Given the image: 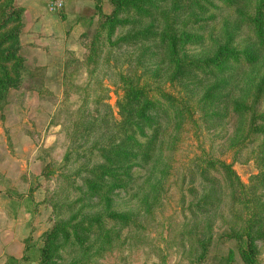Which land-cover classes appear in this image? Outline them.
<instances>
[{
	"label": "rangeland",
	"instance_id": "obj_1",
	"mask_svg": "<svg viewBox=\"0 0 264 264\" xmlns=\"http://www.w3.org/2000/svg\"><path fill=\"white\" fill-rule=\"evenodd\" d=\"M201 1L199 8L141 0L136 8L100 0L94 15V0H0V18L18 12L0 33L13 28L22 57L15 81L0 85V264H264V122L254 118L264 111V30L246 26L258 0ZM166 22L176 35L194 37L170 51L156 34ZM145 27L147 39H122ZM226 42L253 59L241 58L237 67L229 59L211 78L195 77L198 83L181 76L183 67L170 76L176 59L205 57ZM218 78L221 115L200 121L198 139L188 122L177 150L159 155L172 167L150 210L120 190L112 204L133 211L135 224L80 230L103 214L102 199L82 181L83 168L97 162L94 142L114 132L109 126L120 116L116 98L126 80L175 90L188 82L197 96ZM234 102L253 112L226 111ZM193 154L228 163L232 178L222 166L202 172ZM132 175L147 192L145 171L137 167ZM54 229L66 235L48 242Z\"/></svg>",
	"mask_w": 264,
	"mask_h": 264
},
{
	"label": "trees",
	"instance_id": "obj_2",
	"mask_svg": "<svg viewBox=\"0 0 264 264\" xmlns=\"http://www.w3.org/2000/svg\"><path fill=\"white\" fill-rule=\"evenodd\" d=\"M120 2L136 8L141 7V0H120ZM190 3H195L200 8L203 2L201 0H183L180 5H189ZM116 6L118 5L116 4ZM101 10L100 0H94L91 12L97 15ZM263 10L264 0H258L254 17L250 21H246L248 29L253 28L259 34L264 30ZM17 16L18 12L7 13L2 16L0 18V29L9 26L12 23L10 22L11 19H15ZM171 25L168 28V22H166L165 26L155 33L158 35L159 40H165L166 46L168 45L169 50L173 52L177 45H180L181 40L185 41L194 36L183 30L176 35L174 30H170ZM111 31L112 26H110L108 32ZM148 32L149 30L146 27L137 29L132 32V35L129 34L122 39L129 38V41L132 39V43L143 41L149 37ZM15 39L16 32L11 26L0 33V85L3 82L15 81L19 74L16 63L22 57L17 48L12 45ZM241 58L251 61L253 55L246 51L242 52L233 47H228L227 42L218 44L211 54L205 57L187 58L183 61L176 59L170 76L175 77L176 73H180V68L183 67L181 76L183 78L189 76L191 77L190 81L196 83L198 80H195V77L211 78L213 72L221 71L229 59L237 67ZM2 63H10V66H3ZM222 82L223 80L219 78L213 80L212 83L203 88L199 95L195 96L189 90H186L184 85L188 82L182 83V86L175 90L167 89L161 85L151 86L147 82L132 83L126 80V85L121 88L116 98L120 116L117 120L114 119L112 125L109 126L114 132L107 135L102 142H94L96 148L91 149L90 152L94 158L93 162H97L83 168L85 175L82 181L90 195L102 199L104 203L103 214L91 216L88 223L86 222V226H80V230L85 232L90 225L99 230L116 221L129 227L134 225L133 211L129 209L118 210L112 204V196L120 190L131 192L130 195L134 197L138 196L140 207L146 211L150 210L149 199L152 195L153 198L159 197L162 186L167 182L169 169L172 167V161L169 163L164 157L160 158L159 155L162 154V151L177 150V147H179L178 142L179 140L182 141L183 131L187 128L188 122H191L195 127V138L198 139L197 132L199 131L200 121L203 122L206 118L221 115L217 108L221 102L220 94L222 92L219 90V85ZM251 107L245 103L234 102L232 106L226 107L225 110L232 114H238L239 112L246 113L249 110L253 112ZM254 118L261 119V123H263L264 111L259 112ZM248 135L250 133H247ZM242 145L243 143L240 141L238 145L236 144L234 151ZM190 158L194 165H200L202 172L208 167H212L216 171L222 166L224 172L229 173L232 178V170L229 169L228 163L223 160L212 156L203 160L198 154H193ZM137 167L145 171L142 181L149 183L147 192L143 191L142 186H136L139 175L133 177L132 173ZM155 169H157L159 175L152 178L151 174L153 175ZM135 188L137 190L133 192ZM59 233L66 235L61 230L54 229L48 234V242L56 238ZM68 234H72L76 240L83 238L75 230H69ZM48 242L46 243L47 246L49 245ZM245 255L250 262L251 255L248 252ZM47 264H53V260H50Z\"/></svg>",
	"mask_w": 264,
	"mask_h": 264
},
{
	"label": "built area",
	"instance_id": "obj_3",
	"mask_svg": "<svg viewBox=\"0 0 264 264\" xmlns=\"http://www.w3.org/2000/svg\"><path fill=\"white\" fill-rule=\"evenodd\" d=\"M56 2V1H55Z\"/></svg>",
	"mask_w": 264,
	"mask_h": 264
}]
</instances>
